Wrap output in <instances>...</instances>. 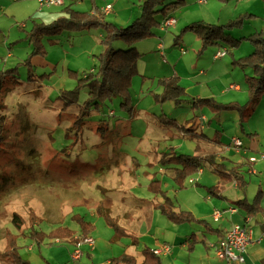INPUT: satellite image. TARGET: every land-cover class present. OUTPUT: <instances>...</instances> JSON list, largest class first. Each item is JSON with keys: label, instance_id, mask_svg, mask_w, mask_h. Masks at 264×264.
<instances>
[{"label": "rangeland", "instance_id": "rangeland-1", "mask_svg": "<svg viewBox=\"0 0 264 264\" xmlns=\"http://www.w3.org/2000/svg\"><path fill=\"white\" fill-rule=\"evenodd\" d=\"M89 1H85L86 4ZM169 1L175 0H165ZM185 1L168 11L176 24L165 29L153 28L150 35L135 45L143 55L138 60L137 73L130 80L134 111L122 108L121 99L115 96L104 101L99 111H93L77 127L78 104L87 98V88L79 91L78 104L64 108L58 93L60 89L73 88L76 82L68 75L69 69L77 71L78 76L91 68L97 69L103 30L64 28L63 32L45 34L41 37L44 53H34L37 50L31 38L34 23L42 22L41 17L53 15L51 11L55 9L59 14L53 19L68 17L67 13L55 7L41 11L35 0H0V73L13 69L10 73L14 75L0 76H3L0 114L4 115L0 122V251L5 248L6 232L18 231L11 222L13 213L21 216V228L30 227L31 223L36 231L48 232L59 225L78 231L80 222L74 216L85 215L91 221H102L90 208L94 209L105 198L120 199L126 192L135 197L153 196L148 188L149 174H155L153 177L160 179L161 187L169 189L172 197L177 184L169 175L161 174L155 163L154 166L150 163L155 162L154 157L161 151L175 149L194 154L196 141L177 135L192 132L160 126L156 117L161 111L167 115L174 113L178 122L204 114L210 124L200 131L211 138L219 134L215 137L223 143L230 140V134L247 141L245 132L255 131L264 149V94L243 121L244 130L238 122L237 109L222 111L217 118L207 106L191 108L186 103L177 106L171 100H155V94L163 91L162 79L173 77L175 71L181 75L176 74L175 78L187 95H196L199 82L200 97L239 103L248 99L244 71L233 64L232 59L252 50L250 41L245 38L248 34L263 31L264 36V7L258 2L252 3L253 0ZM107 2L118 13L105 14L106 22L124 26L140 14V0H118L117 6L116 0ZM72 8L84 10L87 7L82 3ZM89 9L88 5L84 11ZM250 12L256 16H247ZM237 18L243 19V25L231 30L234 37H241L239 45L232 50L233 56L225 52L221 57H213L223 48L214 45L202 48L201 39L188 27L195 21L224 24ZM50 19L44 22L53 20ZM158 41L165 52L175 49L170 63L165 62L160 49H152ZM114 42L116 48H125L119 40ZM229 83L238 84L240 90L228 89ZM223 90L226 93L223 94ZM98 119L106 120L104 128ZM200 120L202 124L205 119L201 116ZM189 178L195 179L196 175L186 176L185 181ZM133 182L139 185L132 188ZM26 239L18 237L17 244L22 245ZM57 239L47 236L42 245H72Z\"/></svg>", "mask_w": 264, "mask_h": 264}, {"label": "crops", "instance_id": "crops-1", "mask_svg": "<svg viewBox=\"0 0 264 264\" xmlns=\"http://www.w3.org/2000/svg\"><path fill=\"white\" fill-rule=\"evenodd\" d=\"M85 1L87 0H65L62 5L42 7L41 11L43 8L45 11H51L53 7L62 9L65 6L73 9L75 4L83 3L87 7L84 10H87L89 5V12L92 14L107 2V0H90L89 4H86ZM117 1L115 6L119 4ZM256 2L264 7L263 0L252 1V3ZM113 8L114 6L106 14L117 15L118 12H114ZM51 12L53 15L41 17L43 22L46 19H53L59 14L57 9ZM175 13L177 12L174 11ZM170 16L173 17V15ZM174 24L176 22L172 25ZM163 48V44L159 41L152 46V49H160V54L166 58L165 62L170 63L169 60L175 54V49L165 52ZM174 73L173 77L176 74L181 76L177 71ZM196 86L198 90L194 96L200 97L201 83L198 82ZM228 89L240 90V87L238 84L229 83ZM222 93H226V90H223ZM161 113L165 112L161 111ZM172 114L170 116L173 117ZM201 116L205 119L202 124L200 123ZM214 116L218 118L219 114ZM192 118L180 123L188 121L189 125L199 126V130L194 128L196 132H203L200 130L210 124L204 114L194 115ZM215 131L217 132L218 129ZM254 132L252 131L251 134H255ZM245 133H250V131ZM177 135L183 139L195 140V150L197 151L194 154H213L215 162H218L217 165L225 167L230 172L226 178H222L205 162L193 173L196 175L195 179L189 178L188 181H185L184 178L179 182L174 179L172 169L159 163L160 154L164 151L154 157L155 162L150 164L154 166L155 163L161 174L169 175L177 184V188L173 190L174 195L171 197L169 189L162 188L160 179L153 177L155 174L147 176L148 183L152 180L157 181L159 187L165 190L166 195L173 200L174 210L189 212L194 220L180 222L171 220L156 207V204L162 201V197L155 195L153 191L154 195L149 197H135L131 194L126 195V192L120 199L105 198L99 205H95L94 209L90 208L92 214H97L98 219L101 218L103 222H99L97 219L91 221L84 215L82 216L84 220L91 224L88 230L82 233L83 229L81 228L77 231L67 227L71 231L70 237L84 234L85 237L93 239L92 245L85 239L74 243V241H70L69 237L61 241L70 242L71 246H43L44 239L28 236L29 228L22 227L15 232L18 237L28 239L19 245L21 257L28 264H124L117 260L124 255L131 258L134 264H227L225 260L216 255L215 246L227 230L233 225L239 224L249 227L251 230V241L246 246L243 264H264V149L260 146L257 135H246L248 140L243 141L239 136L230 134V140H227V143H223L215 137L219 134H215L214 138L207 134L199 137L192 133L182 134L181 132ZM233 138L241 140L240 149L237 150L232 142ZM218 141H220L219 145ZM172 150L176 152L175 149ZM242 156L245 158L241 159ZM251 157L254 158L253 161L249 160ZM235 176L239 178L237 181ZM138 185V182H133L131 187L136 188ZM259 190L261 193L257 202V210L248 215L242 207L237 206L236 201L241 199L251 202ZM216 210L220 212V216L215 219L213 214ZM105 214L113 221L112 224L105 221ZM164 245L168 246V250L154 252ZM76 247L81 251L78 258L73 257Z\"/></svg>", "mask_w": 264, "mask_h": 264}, {"label": "trees", "instance_id": "trees-1", "mask_svg": "<svg viewBox=\"0 0 264 264\" xmlns=\"http://www.w3.org/2000/svg\"><path fill=\"white\" fill-rule=\"evenodd\" d=\"M36 1V0H35ZM264 1V0H263ZM37 2V1H36ZM38 3V2H37ZM110 3V2H105ZM185 3V0H175L165 2V0H140V14L134 19L128 22L124 26L116 25L112 22H106L103 16L110 12H103L101 7L96 9L92 14L89 11H80L77 9H70L69 6L62 8L66 11L68 17L59 16L56 19L51 20L49 23L39 22L34 23V31L31 33V38L34 39V46H36L34 53H44L43 45L41 44V37L45 34L63 32L65 29H73L80 31L84 28L97 27L103 30L101 33V45L102 51L98 56L99 65L95 68H91L88 72H83L80 76L77 75V71L69 69L68 75L76 80L74 86L71 89H60L58 98L61 100L62 107L71 105L72 103L78 104L79 91L83 88H87V98L80 104H78V112L75 120V125L80 127L93 111H99L101 104L107 99L112 97H119L121 102L119 103L122 108H127L128 111H134V104L130 97V80L134 74L138 71V60H140L143 53L138 52L135 45L137 41L144 39L151 34L152 29L156 27L162 28V22L165 18L172 17L169 14V10L176 5ZM39 5V8L49 7V5ZM255 15L250 12L247 16ZM256 16V15H255ZM36 22V21H35ZM243 25V19H230L224 24L208 23L204 21H195L188 24V27L193 29L196 35L202 41V48L206 46L214 45L222 47L224 55L230 53L233 56L232 50L236 48L241 42V37L237 38L232 35V29L241 28ZM250 41L252 50L246 54L240 55L236 58L233 57L232 63L241 67L244 71L245 87L248 94V99L244 103L238 101H219L212 97H195L188 96L185 93V88L178 84L175 77H165L161 81L163 82V91L161 94H155V100L157 102H164L171 100L175 105L180 106L183 103L188 104L191 108H199L207 106L213 113L220 114L222 111L236 110L238 113V122H240L241 129H243V121L250 116L254 109L256 102L264 94V36L263 31L253 32L245 37ZM119 40L125 48H116L114 41ZM249 69V70H248ZM13 69L2 71V74H10ZM3 77V76H2ZM1 77V78H2ZM0 78V86H2V80ZM1 89V87H0ZM1 92V90H0ZM2 101L0 98V107H2ZM114 112H112L113 114ZM4 115L0 114V122H3ZM157 123L160 126H164L185 133H191L195 136H205L203 132H196L193 125H189L188 121L180 123L176 118L167 115L165 113H159L156 117ZM193 119V118H191ZM102 128L106 125V120H100ZM246 135H255L246 133ZM220 141H218V145ZM208 163L214 172L220 177L226 178L230 173L225 167H219L218 162H215L213 154L196 155L185 154L180 152L164 151L161 152L159 163L167 168L173 170V176L176 181L181 182L186 176L193 174L198 168ZM223 164V163H222ZM224 165V164H223ZM238 176H235L237 181ZM149 190L153 191L155 195L162 197V201L156 204V207L164 214H166L171 220L175 222L180 221H192L194 218L189 212L174 210L173 200L166 195V191L159 187L157 181H150L148 184ZM261 190H259L253 201L248 202L238 199L236 201L237 206L246 211L248 215L253 214L257 210V202L260 198ZM79 220L82 233L91 227V224L84 220L80 215H75L74 218ZM105 221L108 224H112L107 215H104ZM11 222L17 230L21 229L23 220L17 213L12 214ZM30 227L28 230V236L38 237L45 240L47 236L50 238L64 239L71 236V231L64 226H56L50 229L48 232L36 231ZM113 226V225H112ZM73 235V232H72ZM18 235L12 232H6L5 248L0 251V264H28L20 255V246L17 244ZM85 238L84 234L70 237V241H81ZM56 240V241H57ZM116 261V259H114ZM118 261L124 264H134L132 259L128 256H122ZM48 264H60V263H48Z\"/></svg>", "mask_w": 264, "mask_h": 264}, {"label": "built area", "instance_id": "built-area-1", "mask_svg": "<svg viewBox=\"0 0 264 264\" xmlns=\"http://www.w3.org/2000/svg\"><path fill=\"white\" fill-rule=\"evenodd\" d=\"M40 5H62L65 0H36ZM112 8L111 3H106L104 6L101 7V10L103 12H108ZM175 22L174 17H168L165 18V20L162 22V28H166L169 25H172ZM224 55L223 51L217 52L215 54V58L221 57ZM232 142L237 147V150L240 149L242 146V142L238 138H233ZM250 161H253L254 158L251 157L249 159ZM214 218L220 216L219 211H215L213 214ZM86 242L93 244V239L91 237H85L84 238ZM251 241V230L249 227H246L244 225L235 224L233 225L225 235L217 242V245L215 246V253L216 255L225 260L227 264H243L244 262V253L246 250V246ZM160 250L166 251L168 250V246L164 245L161 249H156L154 252H159ZM80 249L75 248L73 251V257L78 258L80 256Z\"/></svg>", "mask_w": 264, "mask_h": 264}]
</instances>
